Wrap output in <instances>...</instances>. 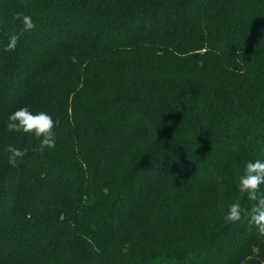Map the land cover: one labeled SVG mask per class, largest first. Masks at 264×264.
<instances>
[{
	"label": "trees",
	"instance_id": "1",
	"mask_svg": "<svg viewBox=\"0 0 264 264\" xmlns=\"http://www.w3.org/2000/svg\"><path fill=\"white\" fill-rule=\"evenodd\" d=\"M22 107L54 149L7 130ZM256 159L264 0H0V264H264L224 221Z\"/></svg>",
	"mask_w": 264,
	"mask_h": 264
},
{
	"label": "clouds",
	"instance_id": "2",
	"mask_svg": "<svg viewBox=\"0 0 264 264\" xmlns=\"http://www.w3.org/2000/svg\"><path fill=\"white\" fill-rule=\"evenodd\" d=\"M14 19L20 21L21 28L18 32L8 35L4 52H14L21 38L36 28L30 15L17 12ZM56 126L57 122L49 114L44 111L34 113L28 107L15 110L8 116L6 123L9 132L31 134L38 139V150L41 152L56 147L54 131ZM5 151L8 153V164L13 168L23 161L27 153L26 149L22 150L13 145H8ZM262 186H264V159L247 161L238 173L237 187L239 193L251 202V207H242L240 199H236L228 206L224 215L226 224L235 225L242 219H247L249 227H254L259 237L264 238V191H262Z\"/></svg>",
	"mask_w": 264,
	"mask_h": 264
}]
</instances>
